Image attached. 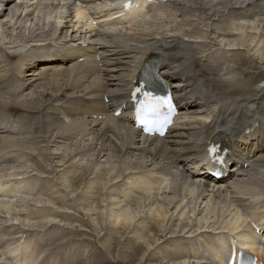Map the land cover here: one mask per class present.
Returning a JSON list of instances; mask_svg holds the SVG:
<instances>
[{
  "label": "bare ground",
  "instance_id": "bare-ground-1",
  "mask_svg": "<svg viewBox=\"0 0 264 264\" xmlns=\"http://www.w3.org/2000/svg\"><path fill=\"white\" fill-rule=\"evenodd\" d=\"M11 1L12 0H0V11L2 10L1 7L3 5L5 6L6 2H11ZM19 1L22 2H19V6L17 5L18 7L15 6L16 10H12L11 13L7 16V17H11L12 19V20L10 19L13 25L11 27V31L7 32L4 30L1 33H3L2 34L3 36L5 35L4 38L5 40L7 39L9 40V44L13 45L19 43L20 45L19 49L23 51L26 50L25 55L21 57L20 60L21 62L35 56L34 52H30L31 49L28 48L29 45H31L33 42L44 40L49 36H47L46 31L45 33L43 32L42 34H38L35 32L36 30L34 31V29L32 28L30 29L28 28L29 30L21 29L22 28L21 25L16 26V23H14L13 17L18 16V17L26 18L34 15L35 17L34 19L39 21L38 29H42L44 27L46 29H49L50 26H52L49 29L50 33L48 34L51 35L52 37H54L57 34V30L59 29V27L63 26L64 23H70L71 25H75V26L78 23L77 25L78 27L82 23L81 20L86 22V19L88 18V14H86V12L83 10L84 8L83 1L76 3L75 2L73 3L71 0H37L36 2L30 0H19ZM90 1L96 2L97 0H90ZM158 1L159 0H154L153 2L155 4ZM170 1L192 7L198 6V4L202 7L205 6V4L209 3L211 9L206 8L205 10L207 11L209 9H210L209 11L211 10L214 11L212 7L217 5V2H219L220 6L222 4L223 6H227L228 8H231L229 10V14L231 15L234 14L231 17H236L238 19L244 17H249V18L264 17V0H170ZM246 1H248L249 3L247 5L248 9L251 11L250 12L237 11L238 10L237 5H240L239 8H243ZM9 7L10 5L5 7L4 9L7 10ZM157 9L160 10L158 12L159 16H165L163 10H166V8L163 4H159ZM212 11L210 12V15H214ZM218 13H223V11H220ZM138 15L140 14L131 12L128 16H126V20L128 22L129 21L132 22V20L134 21L137 17H139ZM257 23L260 24L264 23V18L259 19L258 22H250L248 24H250L249 27L251 29H254L256 30V32H258V28L256 26ZM90 25L91 24H89L88 26ZM221 25L228 26L227 23H221ZM232 27L233 29L231 30H233L234 33H236L235 31L237 32L242 31L241 37H238L241 38L242 41L245 40V38L248 35H251L250 32L247 31L248 29L244 30L242 29L243 27L240 28V26L237 27V25H234ZM111 30L116 31L115 28H112ZM184 30L187 31L188 29H184ZM26 33H28V35ZM43 34H45L46 36ZM159 34L161 35V33ZM3 36L0 37V43L2 44H4L5 42V41L3 42L4 40ZM103 40L105 42H102L99 39L97 40L100 41L99 45L101 47L97 53H99V57L102 58L101 60L102 65L100 62L96 63L94 59L86 60L84 62H77V63H72L75 60L70 59L66 63L58 64L56 68L46 71L45 73L41 72L40 74H38L39 75L38 78H34L33 75H35V73L26 74V77L24 76V79L19 77V81L16 82L17 85L15 87L14 85L6 87L8 83L7 78L11 72L17 74L18 76H22V69L16 68L15 70H13L10 68L8 71L7 69L1 71L0 87L1 86L2 87L0 88V133H1L0 154L6 153L9 150L32 151L33 149L32 146L39 142L46 143L45 145L48 149H49V144H47V142L49 143L58 142L62 144L66 143L67 144L66 147L68 149L66 151L68 152L72 151L74 153L72 156L69 155L68 157L74 156L83 159L84 155L87 152L89 153L94 152L92 157L96 156L94 157L96 158V160L103 159L104 162L106 161L107 165L109 166L108 169L110 168L111 171H114V175H112V177L108 179L110 182L120 178L122 174L128 176V175H135L137 173H142L153 165L159 168V169L156 168V170L159 172V174H161L162 176L161 183L162 184L165 183L167 189H171L173 192H175L176 196L177 195L182 196L181 200L183 201L185 200V198L190 197L189 199L192 204V208H191L192 213L195 212L196 209H199L197 208V206L198 203H200V201H202L205 198L206 199L208 198L207 201L205 202L206 215L207 214L211 215L212 217L216 218L217 221L212 223L200 222L196 228H193L194 231L193 229L192 230L189 229V231H187L188 229H186V226H183L182 224H180L182 225V228L179 230L174 229L175 227H172L169 228L168 231L165 230L161 231L160 229L161 227L159 228V226L163 222L159 221L158 219L159 217H161V215L162 217H164L168 213L169 206L174 201L173 199H172L173 201L172 200L167 201L166 199L165 201L163 200L164 203L158 204L159 205L158 208L156 205L157 210L155 209V212L157 214V218L155 219V222H152V219H150L149 222L152 223L149 224L145 232H143L144 231L143 230L141 233L138 232L137 230H134L131 227L132 224L135 223V221L138 222L136 218L139 213L137 214V210L135 207H137L139 204L126 205L128 202L125 204L124 201H122L113 194L105 195L103 197V201L106 202V207L108 208L107 215H108L109 223L106 226L103 224L101 227H98L96 229L98 231L99 237L103 236L104 238V240L103 238H100L99 242L101 243L100 244L101 247H104L105 250L96 249L94 252L92 251L93 256L90 258V260L88 259V262L87 260L83 259L82 257L83 254L82 255L77 254L76 255L77 263L78 264H210V263L224 264V262H226L229 259V256L232 253V250L226 247L227 245H229L230 241H234V246L236 245L247 246L250 249L254 250L256 254L262 257V254L264 253V249L263 252H261L258 249L259 247L257 245L259 242L258 239L260 234H256L253 230L251 231L249 230V233L244 231L246 230L245 227L247 225L246 219L241 215L239 209L237 208L239 200L235 198L233 195H231L230 187L233 186V190L236 189V194L237 192L243 193V189L247 190L248 188L249 194H253L257 196L256 194L258 192L256 190L258 189V187H256L257 189L255 188L256 190L252 188L259 185L257 183L258 180H256L255 182L256 177L254 178V175L253 176L249 175V172L256 171L258 173L260 172L264 173L263 172L264 155L258 157L257 160L254 159L258 155V153L261 154L264 152V126L261 124V122L258 119H254L252 122L243 124L245 126L242 127V125H239V123L236 124L235 122H233L238 117L236 115V111H229L226 109L224 112H222L220 111V109L219 110L212 109V107H217L218 103H216L212 99V97H210L200 88V85L194 79L195 73L193 71L188 73L185 71V69L177 70L175 69L177 66L173 67L172 63L169 62L173 60L175 62H178L177 63L178 66L185 65L186 64L185 61L187 57H189L190 55V52H188V50L187 52H182L181 48H178L177 45H172V40L162 37V35L160 37H157L156 41H152V42L145 41L143 40L142 37L140 38L134 37V35H131L128 38L122 36H116L114 40H106V39ZM117 40H119V42H116ZM72 41H79V39ZM134 41H137L139 44L136 43L137 44L136 46H132ZM60 44H64V42H61ZM105 44H107L108 46H106ZM115 45H120V46H115ZM46 46L47 45H40V48L45 49ZM66 46L67 44L65 41V47ZM14 49L16 50L17 48ZM154 50H156V52H162L165 54L164 56L159 55V57H161L162 60H164L160 63L162 66L161 69L162 73L166 74L168 76L167 77L168 79L177 78L178 79L176 81L177 84L180 83V85L185 84L187 86V90L183 89V92L181 91H177V92L186 94L187 100L189 98H194L197 95L201 96L200 98L202 101L198 102V105L201 104L200 106L203 107L204 112L207 113L202 114L203 119L196 122L195 126L191 127L189 126V123H186L182 126L180 132L172 133V135L168 139L148 141L145 138L140 139L136 130L132 127L131 121L124 120L123 118H113L110 116V114H105L104 112H102L99 106L102 105L100 101V96L102 95H109L111 98H116L120 95L125 96V93L129 88V81L134 78L136 72L142 67V65H144V63L147 60L158 57L153 52H150ZM8 57L10 60L14 58V56L11 55H8ZM221 57L224 58L225 60L219 61ZM234 59L238 63L239 67L236 68V65L234 64L235 67L233 65V69L234 68H236V70L239 69L244 76H249V73L247 71L241 69L242 67H248L250 65V61L247 58H244L243 56L238 57V59H236V56L227 59L222 55L212 53L203 68L199 67L200 61L198 60H194L192 65L194 68H199L198 70L202 73V75L215 74L218 70H220L223 67L225 62H231ZM110 62L115 67H117L121 72H124V75L123 77H121V75L116 76L117 83H111L109 86V82L111 79L106 78L105 76H100L98 74L101 73L102 66L105 67V70H109ZM26 64L27 61L25 65ZM208 67L209 68L212 67L213 72L204 71ZM41 68H45V65L42 64ZM234 70L230 71V73H234L235 75L239 76L240 74H236L237 72L235 73ZM31 71H33V69ZM110 71L113 72L114 70L111 69ZM104 74L105 72H103V75ZM246 79L248 80L247 77ZM44 80H47V82L42 83V81ZM218 80L220 79L214 78L212 80H209V83L217 88H219V86L221 85L222 86L225 85ZM31 86H35V88L37 89L34 93L36 94V96L33 94L35 98H33L31 94L32 92L30 93L31 95L26 99L23 100L22 98H20V101L19 100L9 101L7 100L6 97H4L5 90L9 92L17 93L18 91L19 92L27 91ZM83 86L86 87L84 89L86 91L89 89L100 88L102 86L104 87V90L96 91V92L89 90L88 93L90 96L95 97L94 100H90V97L88 96L76 97L75 96L76 94L82 92L81 87ZM263 90H264V86L258 85L255 89L248 91L252 103L257 102L256 104H258L257 110L262 106L264 100V96L263 99L259 97L260 92H262ZM222 91L226 92L228 97L237 99V96L242 92V88L235 87V89L233 90L232 89L228 90L226 86L222 88ZM22 94L23 93H20L18 96ZM187 100H185L186 104L183 106V109H187V107L190 104V100L188 101ZM8 111L12 112L11 114L13 116L17 115L18 117H20V119L15 122L8 121L4 116V114ZM212 112H216V117H218L217 121L214 124L209 123L210 113ZM261 114L264 115V108H262ZM232 123L233 125H230ZM20 127H24V129L18 132L17 129ZM16 133H20V135H23L25 137V139L19 138V136ZM238 135H240L239 136L240 139H238L237 141L236 137ZM218 137L224 138L230 142H234L237 145L236 151H238L239 153L233 158L236 161V166L239 167L237 170L239 173L236 171V173L232 174V176L240 175L239 178H236L237 179L236 183L233 182L231 184L232 181L229 182L227 179H225L222 181V183L217 184L216 180H213L212 178L209 177L206 178L203 176L196 175L193 172L188 171V168L187 170L186 169L180 170L178 168L179 170L176 169L178 171L176 172L172 171L175 165H178L180 163H185L187 160H190L189 162H192L194 158H201L203 156L202 153L206 149L210 148L213 145V143L216 142L215 140H217L216 138ZM58 146L61 147V145L59 144ZM22 156H20V158ZM92 157L89 158L91 159ZM40 161L43 160L40 159ZM40 161L36 160L37 167H39L40 170L46 169V167ZM149 161H151V163H149ZM92 164H94V162H92ZM157 165H162V166H157ZM93 166H95V164ZM13 171L12 173H14ZM18 175L20 174L18 173ZM260 176H262V174ZM260 176L258 177L260 178ZM40 179L46 182L44 179L42 178ZM19 181L20 182L18 184L15 183L16 189L14 190V192L16 193L23 191L24 181L23 180L22 181L19 180ZM238 182L244 183L245 188H242L241 185L237 184ZM29 184L30 187H28V191L43 190V188L46 185V183L39 182L36 178L31 179V183L29 182ZM70 185L74 186L75 183L73 184L71 180ZM137 185L141 187H145L146 189L152 188V184L150 183V181L143 178L137 182ZM5 188H6L5 185L0 183V191H4ZM153 189L151 190L153 191ZM161 190L162 189H160L159 191ZM152 191L149 194L153 193ZM125 195L129 197L131 195V191L129 190ZM147 196L149 197L150 195ZM148 197L147 199H149ZM122 202H124L125 205H121ZM165 204L168 205V207L165 206ZM142 205L143 204L141 203V206ZM179 205H182V202ZM1 206L3 207L2 204ZM6 206L8 207L9 204L8 205L6 204ZM6 206L4 207L7 208ZM115 209H118L119 211H121V213L119 212L120 214H115V212H113ZM11 211L9 210V212ZM27 215H29V212ZM31 215L32 214H30V216ZM59 215L61 216L63 215V213H60ZM254 216H256L255 220L256 223L258 222L257 224L261 223L262 225H264V213H262V211L258 215H254ZM14 221L16 220L14 219ZM224 221L225 223H223ZM138 224L140 223L138 222ZM35 226L36 225H32V224L30 225L27 223V227L29 228ZM42 226L52 227L54 226V223H47L46 225L42 224ZM262 228L264 229V226ZM206 229L227 230L230 233V235H227V237L224 238H219L217 240H214V238L211 240L209 239L210 241L206 240L204 241L202 246H199V248H197L198 246L196 247V242L194 243V241H192L190 245L185 246L184 244H182L183 242L179 243V241L176 242L177 239L174 240V238L168 237V233H170L171 235L172 233H175L177 231L178 232L187 231L188 233L191 231L200 232L204 230L203 232H206ZM53 230L55 235L52 237V239L54 240V242L60 240L61 237L63 236V233L61 234L60 230L55 229L54 227ZM158 231L159 232L161 231L163 234H160ZM163 231H165L166 233ZM150 232H153L154 235H152L151 233L149 236ZM43 237H41L42 240ZM161 237H162V241H160V243L162 242L164 247L168 250L169 252L168 258H162L161 260L159 258L147 257V251L151 249L152 245H154V243H156L158 239H161ZM43 244L46 245L47 243H43ZM183 247L185 251L182 254H176L175 251L177 249L181 251L183 250L182 249ZM54 251H56V249ZM81 251L83 253L84 249ZM16 252L18 253L17 255H20L21 257L14 256L9 261L10 262L9 264L12 263L36 264L39 258L43 255V253L45 254V258L50 257V254L48 253V249H46V252L44 251L43 253H41V251L40 252L30 251L28 250V248L22 251L21 248H19L16 250ZM109 252L112 253V255L114 256L111 259H108L106 257L107 253ZM73 258H75V255ZM48 260L44 262H47ZM2 262L6 263L8 261L6 260L2 261V259H0V263Z\"/></svg>",
  "mask_w": 264,
  "mask_h": 264
},
{
  "label": "rangeland",
  "instance_id": "rangeland-1",
  "mask_svg": "<svg viewBox=\"0 0 264 264\" xmlns=\"http://www.w3.org/2000/svg\"><path fill=\"white\" fill-rule=\"evenodd\" d=\"M5 5L6 7L9 6L10 2H6ZM11 5L7 10H5L4 13H0V27L2 28V29L0 28V37L3 36L2 35L3 33L1 32H3L4 30L7 32L11 31V27L13 26L11 22L12 20L11 17H7V16L11 13L12 10H16L17 5L15 4H11ZM217 5L213 6L214 8L212 7L214 11L218 10V8H221V7H225V10L231 9V8H228L227 6H223L222 4L220 6L219 2H217ZM217 12H220V11H217ZM167 13H171V10L169 9ZM13 18H14L13 21L14 23H16V26H20V25L22 26L21 29L29 30L30 28H32L34 29V31L36 30L35 31L36 33L41 32V29H38L39 21L35 20L34 19L35 17L24 18V17L16 16ZM223 19L224 17H219V19L216 18V19L209 21L207 20V18L205 19V17L203 16L201 17L196 16L195 17L196 24L202 22V25H201L202 27H198L197 29H195V31H193V33L190 34L192 36L191 38L195 40H201L203 42L201 43V46H203L204 42H207L205 43L206 45L204 46L213 47L214 48L213 51L216 49V47H220L222 49L225 48V50L223 49L224 55L230 56L231 53L232 55L236 53L234 55V57L236 56V59H238V57L240 56H243L244 58H247L250 61V65L248 67L241 68L242 70L247 71L249 73V76H244L240 72L239 69L236 70V68H238L239 65L235 59L232 60L231 62L236 65V68H234L236 71L232 69L234 70L235 73L237 72L236 74H240L239 76H244L248 78L247 80L244 77H236L237 80L240 81V83H244L246 81L242 86H238L239 84H235V87L242 88V92L241 94L237 96V98H243V100L248 101V104L251 103L250 105L252 104L255 105L257 102L252 103V101L250 100V94L248 91L255 89L259 85V83H264L263 82L264 81V29H263L264 23L256 24L258 28V32H259L258 33L256 32V30L251 29L249 27L250 24L248 23L258 22L260 18H255V20H252V19L242 20L241 22L228 24V26L221 25L220 20H223ZM234 25H237V27L240 26V28L243 27L242 29L244 30L248 29L247 31L250 32L251 35H248L245 38V40H243L245 42H243L241 38H238V37H241L242 31H240L241 33L239 31L238 32L235 31L236 33H234V31L231 30L233 29L232 26ZM48 32L50 33V31ZM26 34L28 35V33ZM4 38H5V35L3 36V39ZM3 42L4 43L8 42L7 44H9L8 39L7 40L4 39ZM232 43H234L235 45ZM6 46L7 48L11 47L9 45H6ZM213 51L211 50L210 52H213ZM227 51H231V53ZM237 53H241L242 55L237 54ZM193 54H196V53H193ZM223 60L225 59L222 57L219 59V61H223ZM212 69H213L212 67L211 68L208 67L204 71L213 72ZM224 77L227 79H235V75L233 74L227 75ZM218 81H220L222 84H225L223 86L222 85L219 86L220 90H222L223 87L228 86L227 82L222 81V80H218ZM235 87L233 89H235ZM263 92L264 90L260 92L259 94V97L262 99L264 96L262 94ZM30 93L33 96V94L35 93V89L28 92L27 94H30ZM27 94H25L21 98L24 99L27 96ZM34 95L36 96V94ZM229 105L230 107L231 106L237 107L239 104L234 103L230 99H227V107H229ZM242 110L243 112L247 114H253L247 111V105L245 103L240 104V112ZM256 116H260V115H256ZM245 117L250 119V117L246 114L244 116H241L242 119H245ZM45 144L46 143L39 142L33 145L32 151H27V150L13 151L6 155V157L10 156L11 161H8V162L5 161L3 164L0 165V174L2 175V180H8L10 176L13 177L12 171L14 170L13 171L14 173L15 171H25V172L27 171L28 172L27 179L32 177V178H36L39 182L46 183L45 185L46 188L45 187L43 188L44 191L38 190L35 192H22L21 194L15 193L7 199H2V197H0V226L3 225L4 233H14V232H19L21 230H24L27 226V223L30 225L36 224L37 225L36 234L46 235L48 233L46 236L43 237V240H42V243H48V242H54V240L52 239V237L55 235L54 230H53V227H54L55 229L60 230L61 234L63 233V236L62 237L60 236L62 239L58 243V244H61L60 249H56L57 252L54 251L56 252V254H58V257H61L60 252L64 253L65 250L72 251L75 253L77 251H80L78 253H82L81 250L84 249L82 254L85 260H87L88 262V259L90 260V258L93 256L92 251L94 252L96 249L105 250L104 247H101L100 245L101 243L99 242L100 238H103V236L99 237L98 231L96 230L98 227H101L103 224L106 226L109 223L108 215H107L108 208L106 207V202L103 201V197L105 195L115 194L116 196L119 197V199L124 201L125 204L128 202L126 205H131V204L138 205L139 204L138 205L139 207L137 206L135 208L137 210V214L139 213L136 220H138L140 224H138V222L135 221V223H133L131 227L134 230H137L138 232H141V233L143 230H144L143 232H145L149 224H151L152 222H155V219L157 218V214L155 212L156 205L158 208L159 206L158 204L164 203L166 199L167 201L172 200V199L174 201L172 200L173 203L169 206V209H168L169 214L167 213L164 216L166 218L162 217L161 215V217H159L158 219L159 221L163 222L161 223L162 226L159 222L160 224L159 228L161 227L160 228L161 231L162 230L168 231L169 228H172V227H175L174 229L179 230L182 228V225L186 226V229H188L187 231H189V229L192 230L193 228H196L200 222L212 223V222L217 221V219L212 217L211 215H208V214H207L208 216L206 215V212H205L206 203L205 202L207 201L208 198L207 199L205 198L202 201H200V203H198V206H197V208L199 209H196V211L192 213V209H191L192 204L189 199L190 197L185 198L184 201L181 200L182 196H179V195L176 196V193L173 192L171 189H167V186L165 187V184H163L162 187L159 186L160 189H162L161 191H159L160 189L158 186L154 187L155 190L152 188L153 191L152 190L151 191L154 194L153 193L149 194L151 191L150 190L148 191L143 188H141L140 191L138 192L136 188L134 192L132 193V196L128 197L127 200L125 201L124 200L126 199L125 192L131 189V186L133 185L136 178H131L132 176H125V174H122L120 178L110 182L108 179L111 178L112 175H114V171H111L110 168L108 169L109 166L107 165L106 161L104 162L103 159L96 160V158H94L96 156L92 157L94 152H90V153L87 152L84 155L83 159H81L80 157L77 158L74 156L68 157L69 155L72 156L74 153L72 151L70 152L66 151L68 150L66 147L67 145L66 143L62 144L58 142H52V143L47 142V144H49V149L46 147ZM58 144L61 145V147H59ZM20 156L22 157L20 158ZM89 157H92V158L90 159ZM40 159L43 161H40ZM36 160L40 161L46 167V169L40 170L39 167H37L36 165ZM92 162H94L95 166H93L94 164H92ZM95 162L97 163V165ZM8 173L9 174L11 173V175H9ZM261 174L262 176H260ZM249 175L251 176L254 175V178L256 177L255 180H258L257 182L259 185L256 186L258 187V189L253 186L254 190L256 189L259 190L264 186V179H263L264 173L250 171ZM258 176H260V178ZM40 178L44 179L46 182L42 181ZM71 180L73 184L75 183L74 186L70 185ZM233 182H237V179L233 180ZM237 184L241 185L242 188H245L244 183L238 182ZM158 185H161V184L158 183ZM230 191H231V195L244 198L241 201V203L243 204V206L245 207L247 211L255 210L254 208L256 204H258L259 201H261V204H264V200L262 199L264 198V192H261L260 194H256L257 195L256 198H253V194L248 193L249 191L248 188L247 190L243 189V193L237 192L236 194V189L233 190V186H231ZM146 193L147 195H150V196L148 197ZM147 197L149 199H147ZM124 202H122L123 204L121 203V205H125ZM181 202H182V205H179ZM5 203L7 205L9 204V206L7 207ZM141 203L143 204L142 206H141ZM1 204L3 205V207L1 206ZM166 204L165 206L168 207V205ZM4 206H6L7 208H5ZM93 208L94 209L96 208V209L94 210ZM8 209L10 211L11 210L13 211L9 212ZM28 212H29V215H27ZM113 212H115V214L121 213V211H119L118 209H115ZM60 213H63V215L60 216L59 215ZM30 214L32 215L30 216ZM16 217L17 218L19 217V218L17 219ZM14 219L16 221H14ZM150 219H152V222H149ZM160 219H163V220H160ZM25 220H27L28 222ZM41 223L45 225L47 223H54V226L52 227L44 226V227L39 228L38 224H41ZM223 223H225V221ZM161 231L160 232L158 231V232L160 234H163ZM187 231H185V233L181 231L180 232L177 231L175 233H172L171 235L170 233H168V236L171 238H174V240L177 239L176 242L177 241L179 242L181 241V243L183 242L182 244L184 245L192 243V241L195 240L197 237H200L202 240H209V239L211 240L213 238L216 239L219 236L218 234L214 233L212 229L210 230L206 229V232H203L204 230L200 232L199 231L193 232L194 229L193 231L188 232V233ZM151 233L152 235H154L153 232H150L149 236ZM194 234H197V235H194ZM160 241H162V237L161 239H158L157 242L155 243V244L159 243V245L157 244V245L152 246V248L149 249L150 251L148 250L150 253H148L147 251V257L159 258L161 260L162 258H168L169 252L164 247L162 242L160 243ZM45 252H46V249H45ZM106 257L108 259H111L114 256L112 255V253L109 252L107 253ZM48 259H50V257H46L44 261Z\"/></svg>",
  "mask_w": 264,
  "mask_h": 264
},
{
  "label": "snow or ice",
  "instance_id": "snow-or-ice-1",
  "mask_svg": "<svg viewBox=\"0 0 264 264\" xmlns=\"http://www.w3.org/2000/svg\"><path fill=\"white\" fill-rule=\"evenodd\" d=\"M156 109L152 107L151 105L147 106L145 109L141 110V117L144 123H152L153 121L148 119V116L150 114H154Z\"/></svg>",
  "mask_w": 264,
  "mask_h": 264
}]
</instances>
